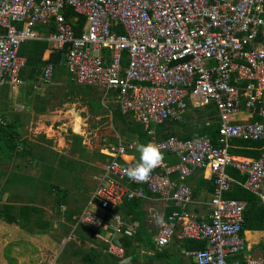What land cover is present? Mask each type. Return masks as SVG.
<instances>
[{
    "label": "built area",
    "instance_id": "built-area-1",
    "mask_svg": "<svg viewBox=\"0 0 264 264\" xmlns=\"http://www.w3.org/2000/svg\"><path fill=\"white\" fill-rule=\"evenodd\" d=\"M69 7L76 18L67 16ZM79 16L85 24L76 34ZM43 26L54 28L43 37ZM43 38L64 52L79 85L105 88L163 154L148 181L135 182L125 170L139 161L133 156L138 140L119 139L104 147L109 160L74 217L73 231L87 227L109 255L134 259L147 243L127 253L123 237L135 236L142 223L127 219L119 208L153 194L176 208L171 213L166 207L150 209L148 220L157 228L150 242L154 248L162 250L180 230L182 238L205 242L186 251L196 264H240L230 262L239 254L245 264H264L248 252L247 201L226 196L237 182L229 168L246 175L242 185L259 199L264 195V151L258 158L230 151L234 139L264 140V0H0V86L26 83L21 72L27 57L20 48ZM54 67L48 60L43 83L52 82ZM208 105H214L220 124L216 143L208 134L188 140L157 137L158 125L182 117L190 107ZM244 112L252 118L239 119ZM165 154L176 161L165 160ZM196 169L211 172L206 218L188 209L193 190L186 178Z\"/></svg>",
    "mask_w": 264,
    "mask_h": 264
},
{
    "label": "rangeland",
    "instance_id": "rangeland-1",
    "mask_svg": "<svg viewBox=\"0 0 264 264\" xmlns=\"http://www.w3.org/2000/svg\"><path fill=\"white\" fill-rule=\"evenodd\" d=\"M57 64L50 83H43L39 74L17 88L0 86V119L12 129L10 136L0 137L1 186L9 175L14 177L0 193V203L37 205L52 222L48 229L29 232L0 220V257L4 254L13 263L17 258L10 255L17 245L22 264H50L60 249L75 248L76 243L72 259L81 257L73 264H113L88 228L73 231L74 217L98 185L105 163L101 149L114 145L118 137L135 139L140 123L119 113L116 98L105 88L79 85L65 64ZM207 120L217 122L208 108L190 107L182 117L157 128V137L181 135ZM73 134L82 137L81 144L73 145ZM176 249L166 258L142 264H179ZM248 252L264 259V241Z\"/></svg>",
    "mask_w": 264,
    "mask_h": 264
},
{
    "label": "trees",
    "instance_id": "trees-1",
    "mask_svg": "<svg viewBox=\"0 0 264 264\" xmlns=\"http://www.w3.org/2000/svg\"><path fill=\"white\" fill-rule=\"evenodd\" d=\"M73 15H75V13L69 7L67 10V16L70 17ZM84 24H85V17L79 16L75 24L76 34H80L82 32ZM53 28H54L53 26H49L48 30H51ZM47 47H48V41L45 39H33V40L26 41L25 43L22 44L20 48V53L27 57V66L23 68L21 72V76L24 79H33L34 76L42 74L43 68L48 62V60H43V53ZM125 56L126 55H124V57ZM63 58H64V52L59 51L58 56L57 57L53 56L50 60L53 61L54 64H56L59 61H62ZM124 60L126 61V57ZM88 87H91V86H88ZM204 108H208L210 115L212 117L213 116L216 117L217 122L210 123L207 120L205 124L199 127L193 128L190 131H187L181 135H176V136H178L179 138L183 140H188V139H193L201 135L208 134L212 137L214 143H216V140L219 137V126H220L218 118H217V111L214 105L204 106ZM118 112L122 114V112L120 111V108ZM253 119L262 120V118L258 116H255ZM165 123L158 125L157 128L159 129V127H162ZM11 130L12 129H10L8 126L2 125L0 123V137L7 136V135L10 136ZM136 131H137L136 134L139 140V144L148 143L150 141V138H151L150 135H148V133L144 130L141 124H139V126L136 128ZM167 136H170V135H167ZM167 136L158 137V138H165ZM73 137L76 140L75 144L73 143V145H76V143L81 144L82 137L80 135L73 134ZM231 143L233 146L231 147L230 150L234 154L258 158L261 156L262 152L264 151V140H260V141H249L248 140L247 141V140H242V139H234L232 140ZM100 155L103 158L106 156L104 154H100ZM167 156H170V157H167V159L172 158L169 160L170 163H173L176 161V158L174 156L172 157L171 155H167ZM228 171L239 182H236L233 184L231 190L226 193V196L231 197V198L243 199L247 201V208L244 213V216H245L244 229L245 230L264 229V204L260 201V199L258 198L256 194L249 191L247 188H245L240 183V182L243 183L245 181L246 179L245 174H242L240 171H238L235 168H229ZM0 175L2 174L0 173ZM13 179L14 177L11 174L7 177L5 185L1 186L0 184V193L6 190V187L8 184L10 183L13 184L14 182ZM140 204H141V199L135 198L133 200L126 201L119 208V210L122 209L120 211L124 212L126 215L135 214L136 211H138L137 209L140 207ZM175 209L176 208L174 207V205H171V207L168 209V213H171ZM0 219L8 223H17L21 228L26 229L29 232H33L35 229H39V230L48 229L52 225L51 220L44 217V212L39 206L28 204V203H24L20 205H16L15 203H12V202H7L3 204L0 203ZM131 219H139L140 221H142L141 216H138L137 213L133 215ZM75 221L76 219L74 218V222ZM141 227H142V224L140 228ZM146 235L147 233H144L138 230V233L135 236L123 237L124 244L127 248V253L128 252L135 253L134 246L136 243H146L148 240ZM185 244L188 250L202 248L205 246L204 241L194 240V239H185ZM159 254L160 256H162L164 253L161 252ZM235 259H238L240 261V264H245L244 254H239V255L232 257L230 259V262H232Z\"/></svg>",
    "mask_w": 264,
    "mask_h": 264
},
{
    "label": "crops",
    "instance_id": "crops-1",
    "mask_svg": "<svg viewBox=\"0 0 264 264\" xmlns=\"http://www.w3.org/2000/svg\"><path fill=\"white\" fill-rule=\"evenodd\" d=\"M75 15L71 16V18H76L77 15L76 16ZM47 31H48V27L43 26V37L46 35ZM43 39H45V38H43ZM58 54H59V51L51 48L49 45V42H48V47L45 49V51L43 53V60H50L53 56L57 57ZM63 59H64V62L62 60V61H59L58 63L59 64L60 63L65 64V58H63ZM56 65H58V64L56 63ZM67 70H68V68H67ZM27 80H29V79H26V81ZM30 80H32V79H30ZM85 86H87V85H85ZM17 87H19V86H17ZM17 87H15V88H17ZM43 88H44V86H43ZM117 105H118V110H119V108H120L119 104H117ZM120 111H121V109H120ZM251 118H252V116L249 115V113H247V112H244L243 114H241L239 116V119H242V120H248ZM119 139H122V138L118 137L115 140V143ZM122 140L123 141H130V140H124V139H122ZM132 140L137 141L138 138L136 137L135 139H132ZM138 143H139V140H138ZM231 145H232V143H231ZM101 154L106 155L105 153L102 152V149H101ZM139 155L140 154L138 151H136L133 154L134 158L137 160H139ZM236 155H239V154H236ZM164 156L166 157L165 160H167V161L172 159V158L167 159V157H170V156H167V154H165ZM171 157H172V155H171ZM104 159H105V163H104V165H105L107 163V161L109 160V156L106 155L104 157ZM186 182L191 186V188L193 190V197H192L193 200L188 206L189 211L197 214L199 216V218H206L208 216L210 210H211V207L208 203L210 198H211L212 191H213L211 172L209 170L196 169V170H194V172L189 177L186 178ZM237 182H239V181L237 180ZM240 183L242 184V182H240ZM167 204L168 203L164 199L160 198L158 195H153V194H148L146 198L141 199L140 207L137 209L138 211H136V213L138 216H141V219H142V221H141L142 227L139 230L144 232V233H147L146 237L148 240L146 242L147 245L145 247V250L142 251V253H135L134 259H132V257H131V258H128L127 261H120L118 258L111 256L107 253L113 259L112 260V261H114L113 264H142L145 261L147 262L148 260L155 262L153 260H158V259L160 260V258H162V257L166 258L168 255V251L171 250L174 246L177 247L176 253L180 257V263L179 264H196L194 259L186 253V251L188 249L185 246L186 245L185 244V238H182L180 236V230L177 231V234L175 235V237L173 238L171 243L169 245H167L166 247H164L162 250H158L157 248H154V246L151 244L152 238L154 237L157 228L155 225L151 224L148 220L150 209L154 208V207L163 208V207H166ZM171 205H173L172 202H170V204L166 207V213H168V209L171 207ZM120 210H122V209H120ZM122 213L126 216L127 219H131L132 216L136 214L135 213V214L126 215L124 212H122ZM0 220H2V219H0ZM9 224H15V223H9ZM244 234L246 236V239L248 240V244L251 248L250 250L253 249V246L255 244H258L260 241H264V229H261V230H245ZM92 235L94 237L93 233H92ZM176 238L181 239L180 242H177V244H175ZM95 240L106 251L105 245L102 242H100L98 239L95 238ZM136 244L138 246H140L143 243H136ZM74 245L76 247H78V245L76 243ZM75 248L73 246H72V248L70 247L69 249H64V248L60 249L59 248L60 249L59 252L55 255L56 258L53 261H51L50 264H73L75 261L78 260L79 257H81L80 255H78L77 257H74V260L72 259L73 256L77 255L75 252H77L78 249H75ZM17 249H18V246L14 245L13 250H12V254L10 255L12 258L16 257L17 260H15L13 258V263H10V261L3 254L2 257H0V264H22L21 263V257L19 256V252ZM64 251H66V252H64ZM161 252L164 253L162 256H160V254H159ZM62 253H66V254L64 255L62 261L60 262L59 257ZM185 255L190 256L192 258V260L187 259ZM252 255H254V254H252ZM257 257H260V256H257ZM171 258H172V256H171ZM72 260H73V262H71ZM36 264H38V263H36Z\"/></svg>",
    "mask_w": 264,
    "mask_h": 264
},
{
    "label": "clouds",
    "instance_id": "clouds-1",
    "mask_svg": "<svg viewBox=\"0 0 264 264\" xmlns=\"http://www.w3.org/2000/svg\"><path fill=\"white\" fill-rule=\"evenodd\" d=\"M136 150L140 154L139 161L125 170L126 175L135 182H147L152 171L163 160V154L160 146L154 142L138 144ZM260 199L264 200V195H260Z\"/></svg>",
    "mask_w": 264,
    "mask_h": 264
}]
</instances>
